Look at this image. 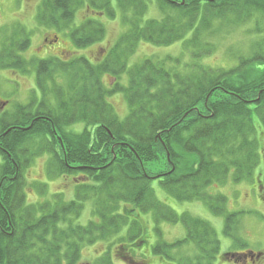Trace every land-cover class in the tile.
Listing matches in <instances>:
<instances>
[{
	"label": "trees",
	"instance_id": "obj_1",
	"mask_svg": "<svg viewBox=\"0 0 264 264\" xmlns=\"http://www.w3.org/2000/svg\"><path fill=\"white\" fill-rule=\"evenodd\" d=\"M152 3L158 13L150 16ZM81 8L88 16L72 26ZM118 15L126 29L97 64L84 56L27 60L22 55L31 43L26 28L1 41L0 69L28 73L33 67L36 87L28 103L0 110V264H79L83 245L97 241L121 246L118 258L131 264L132 259L125 260L128 253L120 251L126 240L136 246L143 235L138 210L151 212L156 222L183 220L188 238L201 245L192 260H178L168 251L183 240H159L152 251L165 264H210V248L203 245L218 251L217 239L211 241L214 230L203 221L192 231L187 216L157 197L152 179L178 200H208L215 213L226 216L225 229L230 218L242 214L226 213L224 193L206 191L252 180L263 160L264 0H41L35 18L40 26L67 31L77 48H85L106 36L98 18ZM252 19L256 38L249 53L230 69L202 62L217 45L210 38L218 29ZM143 42H180L190 57L151 55L129 66ZM106 75L115 80L110 88ZM122 76L127 84L118 81ZM116 92L128 105L122 119L107 100ZM77 123L83 124L82 132L72 129ZM41 153L53 156L56 175L85 173L74 199L65 202L58 193L56 203H26L24 172ZM151 165L157 170L150 172ZM84 200L93 202L96 217L87 225L79 219ZM114 247L94 264H116ZM252 253L230 256L247 264Z\"/></svg>",
	"mask_w": 264,
	"mask_h": 264
},
{
	"label": "rangeland",
	"instance_id": "obj_2",
	"mask_svg": "<svg viewBox=\"0 0 264 264\" xmlns=\"http://www.w3.org/2000/svg\"><path fill=\"white\" fill-rule=\"evenodd\" d=\"M40 3L41 0H0V46L4 37L12 35L18 37L19 34L14 33L21 28H26L30 34L31 43L22 55L27 60L32 61L35 58L43 59L50 56L70 60L73 57L84 56L91 63L97 64L104 59L116 39L126 29L119 15L115 19L98 18L105 23L107 31L105 38L85 48H77L70 37L66 35L67 31L46 28L37 23L35 17ZM157 11L155 4L152 3L149 15H156ZM87 16L88 10L86 8L79 9L73 18L72 26L79 25ZM89 16L94 17L91 13ZM255 31L253 19L242 22L230 21L224 24L211 36L210 40L217 42V45L214 46L212 53L202 58V62L216 69H230L240 56L249 53V46L253 42V37L256 38ZM181 53L184 55V61H188L189 51L185 50L180 42L168 46L143 42L136 47L128 63L130 66L151 55L162 58L167 54L177 55ZM126 79L125 76H122L118 81L127 84ZM62 81L58 77V82L63 83ZM104 83L106 87L110 88L114 85L115 80L106 75L104 76ZM35 87L33 67L28 73H22L15 69H0V110L7 108L8 104L11 107L12 104L28 103L32 89ZM107 100L112 103L116 112L121 116L120 118H124L128 113V105L123 94L112 93ZM72 129L82 132L83 124L77 123ZM166 156L169 158V154H166ZM161 157L165 158V155L161 153ZM50 161L54 162L52 155L41 153L31 160L29 166L26 167L24 172L25 181L27 182L26 203L30 205H42L46 202L50 204L53 201L56 203L58 193L63 196L65 202H68L76 197L77 184L86 180L82 177L85 173L83 171L81 173L79 170L72 171L75 174L71 173L70 176L54 174L56 168ZM157 167L151 165L150 172H153L154 169L157 170ZM151 184L159 199L173 207L179 216H187L189 225L192 228L199 229L203 221L208 222L214 230V238L211 241L217 239V245L219 246L218 251L215 252V249H212L213 247L203 245L205 249L210 248L208 258H212L211 264H236L232 256H224L225 253H241L249 250L260 255L258 260H255V262L250 260L247 264H264V153L262 163L256 169V174L252 180L238 183L230 181L225 185L212 186L207 189V194L209 192L211 195L222 192L227 196L226 213L242 212L236 219L230 218V226L226 229V216L215 213L208 205V200L203 198L178 200L173 193L164 190L160 186L158 179H152ZM92 203L89 200L82 201L83 206L79 219L83 225H87L89 220L96 218L92 213ZM127 207L131 208V206ZM138 212L141 215L143 235L135 247L132 246V242L129 240H124L125 250L120 251L123 254L128 253L125 260L132 259L133 263L131 264H143L147 261L149 264L151 262H163L158 255H151V246L158 239L165 241L167 244L183 240L182 246L171 248L168 251V255H173L178 260H192L200 253L201 245L197 244L196 240L188 238V228L183 220L176 222L170 219L168 220L169 223L160 222L157 227V225H154L155 222L151 212ZM113 246H115L113 251L114 262L116 264H128L127 261L122 262L119 260L116 253L121 246L116 247V244L109 246L108 242L103 241H97L93 245H83L79 252V264H94L98 257L103 256L108 248ZM237 263L242 264V261L240 260Z\"/></svg>",
	"mask_w": 264,
	"mask_h": 264
},
{
	"label": "bare ground",
	"instance_id": "obj_3",
	"mask_svg": "<svg viewBox=\"0 0 264 264\" xmlns=\"http://www.w3.org/2000/svg\"><path fill=\"white\" fill-rule=\"evenodd\" d=\"M8 131H9V130H8ZM191 230H192V231H195V232H197V231H198V229H197V228H191ZM166 244H167V243H166ZM166 244H165V245H166Z\"/></svg>",
	"mask_w": 264,
	"mask_h": 264
}]
</instances>
